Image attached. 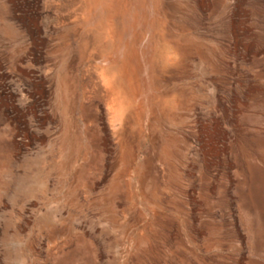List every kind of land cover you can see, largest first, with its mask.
Instances as JSON below:
<instances>
[{"label": "rangeland", "instance_id": "374dc122", "mask_svg": "<svg viewBox=\"0 0 264 264\" xmlns=\"http://www.w3.org/2000/svg\"><path fill=\"white\" fill-rule=\"evenodd\" d=\"M0 264H264V0H0Z\"/></svg>", "mask_w": 264, "mask_h": 264}, {"label": "bare ground", "instance_id": "6f19581e", "mask_svg": "<svg viewBox=\"0 0 264 264\" xmlns=\"http://www.w3.org/2000/svg\"><path fill=\"white\" fill-rule=\"evenodd\" d=\"M120 88V89H119ZM122 88H123V86L121 85V81L119 80V81H117V87H116V89H114V91H115V93L118 95V94H121V91H122ZM117 98V107L121 110V109H123V108H126V105L129 103V98H128V100L125 102H123V101H121L119 98L120 97H116ZM125 110V109H124ZM123 110V111H124ZM123 113V112H122Z\"/></svg>", "mask_w": 264, "mask_h": 264}]
</instances>
